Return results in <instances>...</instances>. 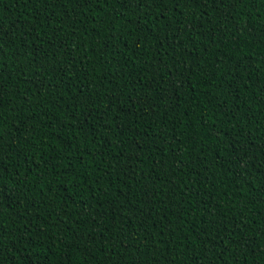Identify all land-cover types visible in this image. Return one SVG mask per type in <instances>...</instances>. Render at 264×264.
Returning a JSON list of instances; mask_svg holds the SVG:
<instances>
[{
  "label": "trees",
  "instance_id": "16d2710c",
  "mask_svg": "<svg viewBox=\"0 0 264 264\" xmlns=\"http://www.w3.org/2000/svg\"><path fill=\"white\" fill-rule=\"evenodd\" d=\"M0 264H264V0H0Z\"/></svg>",
  "mask_w": 264,
  "mask_h": 264
},
{
  "label": "snow or ice",
  "instance_id": "6c2138e0",
  "mask_svg": "<svg viewBox=\"0 0 264 264\" xmlns=\"http://www.w3.org/2000/svg\"><path fill=\"white\" fill-rule=\"evenodd\" d=\"M152 2H153V0H148V3L151 4ZM165 2H167V0H165Z\"/></svg>",
  "mask_w": 264,
  "mask_h": 264
}]
</instances>
